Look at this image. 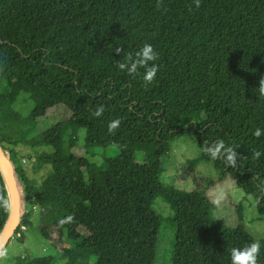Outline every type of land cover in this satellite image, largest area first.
<instances>
[{
  "label": "trees",
  "instance_id": "16d2710c",
  "mask_svg": "<svg viewBox=\"0 0 264 264\" xmlns=\"http://www.w3.org/2000/svg\"><path fill=\"white\" fill-rule=\"evenodd\" d=\"M0 0V145L8 152L23 199L20 226L42 208V225L56 233L72 264H127L123 236H157L164 217L161 197L174 214L170 264H231V237L206 189H180L162 181L172 142L196 139L201 158L219 170L212 186L228 177L251 195L264 221V0ZM145 43L158 53L155 78L122 72L117 47L135 52ZM22 93L34 107L15 108ZM64 105L70 117L36 133L48 110ZM104 106L101 117L94 111ZM121 121L114 133L108 124ZM259 128L260 137L253 135ZM84 136L83 143L80 137ZM223 139L239 153L236 168L211 161L202 147ZM112 148L99 162L74 147ZM34 151L38 165L62 163L38 190L22 164L18 146ZM50 147L51 151H41ZM260 151L259 159L253 152ZM0 195L9 200L0 170ZM88 198L85 199L84 197ZM0 207V232L9 216ZM73 216L71 222H64ZM68 231L79 232L69 246ZM260 249L264 252V238ZM16 264H37L19 256Z\"/></svg>",
  "mask_w": 264,
  "mask_h": 264
},
{
  "label": "rangeland",
  "instance_id": "374dc122",
  "mask_svg": "<svg viewBox=\"0 0 264 264\" xmlns=\"http://www.w3.org/2000/svg\"><path fill=\"white\" fill-rule=\"evenodd\" d=\"M33 107L34 102L27 93H22L14 105V108L23 116L29 115ZM70 115L71 112L64 105L48 110L38 120L36 133H41L51 126L67 120ZM79 139L83 143L84 136ZM18 149L22 157V164L38 190L45 187V178L52 170H64L62 163L56 165L46 164L40 167L31 148L20 145ZM40 150L51 151L52 149L41 147ZM74 150L78 155L99 163L105 156L118 153V149L115 147L85 149L78 144L74 147ZM163 163L164 172L161 179L167 184L186 190L206 189L210 197H212L215 189L220 187L225 189L226 198L219 207L215 206L214 215L223 225L240 229L231 237L232 244L235 247H243L253 241H258L260 245L263 243L264 221L258 218L253 197L238 187L231 177L210 187L207 186V180L218 178L219 170L214 167L212 162L204 161L201 158L194 137L184 136L174 140L172 148ZM84 198L87 199L88 197L85 196ZM153 208L164 217L159 234L154 237L131 234L123 236L121 251L123 262L127 264L171 263L174 231L167 222V218L171 217L174 212L161 197L156 198ZM44 217L45 212L42 208L36 207L32 210L31 225L23 226L20 232L25 235L24 241L19 240V235L14 236L4 249L7 251V256L0 259V264H16V258L19 256L29 257L37 264H72L60 249L56 233L42 225ZM79 235L80 233L76 231L66 232L63 237V245H71L75 237ZM77 264H88V260L79 257ZM258 264H264V252L261 249Z\"/></svg>",
  "mask_w": 264,
  "mask_h": 264
},
{
  "label": "clouds",
  "instance_id": "9594fccd",
  "mask_svg": "<svg viewBox=\"0 0 264 264\" xmlns=\"http://www.w3.org/2000/svg\"><path fill=\"white\" fill-rule=\"evenodd\" d=\"M196 8L200 7L201 0H194ZM162 6V0H157L156 7ZM117 54L123 53V60L118 61L117 66L122 72H126L128 75L135 77L140 69H143V81L145 84L150 83L156 76L158 71V65L155 61L158 59V53L155 51L153 46L149 43H145L139 50L133 52L124 53L123 48L117 47L115 49ZM258 93L261 97H264V75L259 79ZM104 106L98 107L93 116L99 118L104 113ZM121 121L119 119H113L108 124L109 133H114L119 127ZM253 135L260 137L262 132L257 128ZM235 146H227L223 139H218L211 144L205 143L202 147L204 154L208 155L211 161L222 160L225 167L231 166L236 168L238 165L239 153ZM262 153L260 151L253 152V158L259 159ZM226 198V191L223 187L217 188L213 191L211 202L214 206L219 207L224 199ZM0 207L7 209L9 207V200L3 195H0ZM74 219L73 216L69 215L65 218L64 222H71ZM231 264H258V256L260 254V244L258 241L250 242L243 247H233L230 250ZM7 256L6 250H0V259H4Z\"/></svg>",
  "mask_w": 264,
  "mask_h": 264
},
{
  "label": "water",
  "instance_id": "95a60500",
  "mask_svg": "<svg viewBox=\"0 0 264 264\" xmlns=\"http://www.w3.org/2000/svg\"><path fill=\"white\" fill-rule=\"evenodd\" d=\"M0 170L7 185L10 200L9 216L0 232V250H4L20 226L23 199L15 176L14 165L9 158L8 152L1 145Z\"/></svg>",
  "mask_w": 264,
  "mask_h": 264
}]
</instances>
